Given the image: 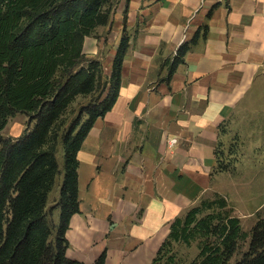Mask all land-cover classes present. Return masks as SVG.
<instances>
[{
  "label": "crops",
  "instance_id": "crops-1",
  "mask_svg": "<svg viewBox=\"0 0 264 264\" xmlns=\"http://www.w3.org/2000/svg\"><path fill=\"white\" fill-rule=\"evenodd\" d=\"M101 15L83 53L103 57L108 43L110 70L124 34L128 48L116 101L77 153L66 256L152 264L176 218L233 196L215 186L227 177L216 168L227 135L230 148L264 147V0H104Z\"/></svg>",
  "mask_w": 264,
  "mask_h": 264
},
{
  "label": "trees",
  "instance_id": "trees-1",
  "mask_svg": "<svg viewBox=\"0 0 264 264\" xmlns=\"http://www.w3.org/2000/svg\"><path fill=\"white\" fill-rule=\"evenodd\" d=\"M103 3L0 0V264H80L66 256L65 237L70 218L79 212L77 153L95 121L116 101L129 41L122 35L109 76L100 60L83 53L84 38L107 22ZM185 53V47L178 50L169 76ZM94 93L69 122L63 118L76 96ZM18 113L28 117L25 132L4 138L8 118ZM58 180L59 197L47 210ZM212 205L223 209L226 202L203 200L176 218L152 264L172 243L189 244L197 235H218L222 242L204 245L203 259L191 264H232L243 237L239 219L217 213L199 217ZM105 259L103 252L94 264ZM233 264H264V219L254 225L248 250Z\"/></svg>",
  "mask_w": 264,
  "mask_h": 264
},
{
  "label": "rangeland",
  "instance_id": "rangeland-1",
  "mask_svg": "<svg viewBox=\"0 0 264 264\" xmlns=\"http://www.w3.org/2000/svg\"><path fill=\"white\" fill-rule=\"evenodd\" d=\"M93 33L94 30L90 36H94ZM96 38L98 41H101L98 37ZM109 48L108 43L105 42L101 47V55L103 54V57L95 58L101 61L104 73L107 76L111 73V69L109 70V68L105 67V60ZM83 65L86 64L84 63ZM95 93L88 96H76L65 111L63 118L67 119L69 122L77 113L78 108L85 104L90 99V96L95 95ZM27 126L28 117L24 114L18 113L13 117L8 118L1 133L4 138H17L25 132ZM230 136L231 135H227L228 140L226 139L225 142L221 143V146H218L221 159L220 162L216 164V168L224 171L225 176L227 177L222 183L216 182L215 186L218 190L224 188L232 190L233 196L227 202L225 201L226 206L223 209H220V207L217 206L213 207L214 205H212L214 208L213 210H205L199 215V217L205 216L206 214L217 213L222 216L230 215L231 217L239 219L240 232L243 237L239 240L237 250L231 260V263L233 264L248 250L251 231L254 225L259 220L264 219V147L242 148L241 146H236V148H230V146L236 144V142L229 140ZM57 155L58 159L61 160L60 150ZM223 195L227 196L226 193H223ZM58 197L59 180L56 181L53 189L48 194L47 210L55 203ZM217 197L223 198V196L217 194L216 196H208L206 200L211 201ZM56 218L57 213L55 212V219ZM221 240L222 238L218 235L209 237L197 235L189 244L183 242L172 243L170 247L163 250L157 264L198 263L203 259V257L200 256L203 246H211L213 244L219 246L221 245Z\"/></svg>",
  "mask_w": 264,
  "mask_h": 264
},
{
  "label": "built area",
  "instance_id": "built-area-1",
  "mask_svg": "<svg viewBox=\"0 0 264 264\" xmlns=\"http://www.w3.org/2000/svg\"><path fill=\"white\" fill-rule=\"evenodd\" d=\"M175 142H176V140L172 139V140L169 141V145H173Z\"/></svg>",
  "mask_w": 264,
  "mask_h": 264
}]
</instances>
